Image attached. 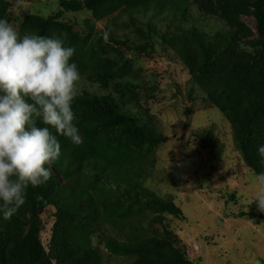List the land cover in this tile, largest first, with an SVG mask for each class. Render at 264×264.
Wrapping results in <instances>:
<instances>
[{
	"label": "rangeland",
	"instance_id": "obj_1",
	"mask_svg": "<svg viewBox=\"0 0 264 264\" xmlns=\"http://www.w3.org/2000/svg\"><path fill=\"white\" fill-rule=\"evenodd\" d=\"M6 1L17 30L26 16L68 26L77 36L78 56L88 55L87 62L102 59L81 73V95H115L123 111L161 137L156 146L136 149L128 138L106 129L83 154L106 158L114 170L113 176L102 169H78L97 207L89 237L100 264H131L138 259L137 254L108 248V237L129 245L165 242L182 254L181 264H264V221L247 217H264L255 200L260 191L254 182L256 173L245 164L230 123L192 80L181 49L172 44L179 21L156 17L148 22L150 17L130 22L124 13L93 20L86 10H62L60 0ZM215 1L207 3L221 19L238 22L240 36L259 34L252 15V4L258 0H221V10ZM220 22L196 19L188 27L222 33ZM154 24L160 32L148 35ZM106 71L113 76L107 91L86 78ZM258 73L255 83L261 88L264 64H258ZM74 111L83 143L96 118L80 116L75 107ZM132 183L152 193L155 200L148 203L137 197L128 188ZM170 205L179 212L170 210ZM28 210L24 204L13 216L21 220L19 229L30 218ZM55 214L54 206L44 205L40 239L46 253ZM159 253L164 255V250Z\"/></svg>",
	"mask_w": 264,
	"mask_h": 264
},
{
	"label": "trees",
	"instance_id": "obj_2",
	"mask_svg": "<svg viewBox=\"0 0 264 264\" xmlns=\"http://www.w3.org/2000/svg\"><path fill=\"white\" fill-rule=\"evenodd\" d=\"M207 2L209 0H205V4L196 0H60L59 6L67 12L89 11L93 20L117 13H124L130 22L150 17L152 19L148 22H155L156 17L178 20L181 25L173 31L172 44L181 49L183 63L192 80L202 87L205 97L230 123L245 164L258 174L264 172V162L257 153L258 145L264 143V81H261L259 88L255 78L261 76L258 73V64H264V0L252 4V15L258 25L257 36H240L237 30L238 22L221 19ZM214 3L216 8L221 10V0ZM10 15L8 2L0 0V18L11 23ZM196 19L208 23L221 21L219 24L223 27V32H204L191 24L188 27V24ZM160 21L157 23L160 24ZM149 29L151 30L147 31L148 35L160 32L157 31L156 24ZM18 31L21 36L66 34V44L72 47L77 40V36L68 26L56 23L53 19L42 20L26 16ZM87 56H78L75 52L72 58L78 64L80 73L92 70L94 65L102 62L101 58H97L95 62L96 57L87 62ZM103 63L107 65L104 60ZM97 74L93 73L86 78L107 91L113 81L111 71ZM115 97L111 93L84 94L74 102V107L79 109V115L95 117L96 124L93 129L84 133L83 143L78 146L58 135L62 156L51 164L52 177L46 185L29 187L24 204L29 208L30 218L24 228L19 229L21 220L18 218L13 217L8 221L0 219V264H100V256L93 251L89 237L92 222L97 216V207L89 190L83 187L78 169H102L106 174L113 176L114 170L106 158L84 155L106 129L125 136L136 149L156 146L161 139L154 132L139 125L135 117L123 111ZM128 188L148 203L155 200L152 193L136 183L128 185ZM46 204L54 206L56 210L48 253L40 239L43 231L41 216ZM169 207L170 210L179 212L173 205ZM247 217H257L264 221L261 215L249 214ZM105 244L116 252L137 254L138 259L131 264L183 262L179 251L161 241L129 245L108 237ZM161 250H164V255L159 253Z\"/></svg>",
	"mask_w": 264,
	"mask_h": 264
},
{
	"label": "clouds",
	"instance_id": "obj_3",
	"mask_svg": "<svg viewBox=\"0 0 264 264\" xmlns=\"http://www.w3.org/2000/svg\"><path fill=\"white\" fill-rule=\"evenodd\" d=\"M66 40V34L21 36L0 18V219L18 212L29 187L50 181V166L62 156L58 135L82 142L74 111L82 77ZM257 153L264 162V143ZM254 182L264 210V172Z\"/></svg>",
	"mask_w": 264,
	"mask_h": 264
}]
</instances>
